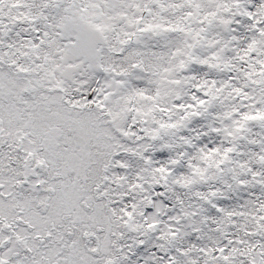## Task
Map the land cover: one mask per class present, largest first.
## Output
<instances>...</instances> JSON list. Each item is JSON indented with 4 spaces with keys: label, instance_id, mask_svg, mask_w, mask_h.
Masks as SVG:
<instances>
[{
    "label": "snow or ice",
    "instance_id": "obj_1",
    "mask_svg": "<svg viewBox=\"0 0 264 264\" xmlns=\"http://www.w3.org/2000/svg\"><path fill=\"white\" fill-rule=\"evenodd\" d=\"M0 264H264V0H0Z\"/></svg>",
    "mask_w": 264,
    "mask_h": 264
}]
</instances>
